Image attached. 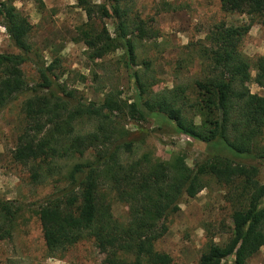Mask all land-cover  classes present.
Returning <instances> with one entry per match:
<instances>
[{"label": "trees", "instance_id": "obj_1", "mask_svg": "<svg viewBox=\"0 0 264 264\" xmlns=\"http://www.w3.org/2000/svg\"><path fill=\"white\" fill-rule=\"evenodd\" d=\"M75 1L85 15L79 33L86 48L92 50V59L123 49L125 66L130 69L137 65L131 37L134 32L144 34L142 19L129 20L130 11L121 6L123 0H105L101 4ZM222 9L260 17L264 26V0H222ZM96 18L113 19L115 37H111L105 24L96 29ZM0 25L20 51L0 54V109L23 93L31 94L22 105L25 127L12 151L14 160L28 166L31 179L40 181L52 176L56 158L82 157L88 148L98 149L91 162L73 165L68 185L39 207L37 217L50 253L89 239L112 263L170 264L171 258L156 251L154 244L166 233L164 221L179 210L182 196H195L205 188L207 179L231 188L245 169L237 160L264 154H255V142L264 132V94H251L247 89L249 63L238 51L250 25L228 28L220 24L208 35L214 44L207 56L211 76L196 83L194 101L189 106L185 96L179 99L183 89L151 92L152 84L146 83L148 77L140 71L132 73L135 99L130 104L111 93L102 104L85 102L75 90L66 89L51 65H38L39 81L28 87L19 67L31 61V25L7 0L0 1ZM254 68L255 82L264 90V55L256 60ZM179 101L190 108V119L183 114ZM194 110L201 114L199 124L194 121ZM114 111L117 117L112 116ZM126 112L133 122L144 121L150 114L163 115L175 123L177 133L210 145L215 151L224 149L231 156L210 154L194 168L188 167L182 156L171 162L144 156L141 162L123 167L117 161L118 150L129 151L132 142L114 143L117 140L112 138L119 130L111 118L128 117ZM84 119L96 120L95 131L72 138L74 123ZM243 191L240 198L247 204L231 215L230 239L221 246L210 244L198 264H222L230 257V264H248V259L264 247V184L255 190L245 185ZM112 199L129 206L128 223L113 217ZM12 206L13 203L0 202V231L2 226L15 223L19 208ZM159 220L162 223L157 232ZM126 256H134V261L126 262Z\"/></svg>", "mask_w": 264, "mask_h": 264}, {"label": "rangeland", "instance_id": "obj_2", "mask_svg": "<svg viewBox=\"0 0 264 264\" xmlns=\"http://www.w3.org/2000/svg\"><path fill=\"white\" fill-rule=\"evenodd\" d=\"M7 1L31 25V61L19 67L28 87H33L39 81L38 65H51L54 75L65 84L66 89L75 90V94L85 102L102 104L104 97L111 93L113 97L119 96L121 101L130 104L135 99L132 73L140 71L148 77L146 83L152 84L151 92L183 89L179 99L185 96L189 106L194 101L196 83L211 76V68H208L210 57L207 56L214 44L208 40V35L221 24L228 28L250 25L238 45V51L249 63L247 89L251 94H264V90L255 82L254 68L256 60L264 55L261 18L228 13L222 9V0H123L121 6L130 11L129 20L139 17L144 27L143 35L134 32L131 37L137 65L130 69L125 66L123 49L92 59V50L86 48L79 33L85 15L76 7L75 0ZM93 1L101 4L105 0ZM102 24H105L111 37H115L114 20L95 19L96 29ZM0 54H20L1 25ZM30 95V92L23 93L0 109V202L13 203L12 208H19L15 223L1 227L0 264H116L89 239L54 253L47 251L37 217L39 207L45 205L49 197L59 195L68 185V175L73 165L91 162L98 149L88 148L82 157L66 155L56 158L51 177L41 178L40 181L31 179L28 166L17 163L12 156L18 136L25 127L22 105ZM178 104L190 119V108L188 110L180 101ZM193 112L194 121L199 124L201 114L195 110ZM126 115L128 117L111 118L119 130L112 138L117 140L114 143L132 142L129 151L123 148L118 150L117 161L123 167L141 162L144 156L161 162H171L176 156H182L190 168L210 154L231 156L224 149L215 151L210 145L193 142L188 136L177 133L175 123L163 115L150 114L140 122H133L128 112ZM112 116L117 117V111ZM95 127L96 120H77L72 138L92 133ZM119 137H123L122 140ZM108 147L110 151L114 150L112 146ZM262 151L264 132L255 142V154L260 155ZM263 155L237 160L245 169L231 188L207 179L205 188L195 196L183 195L179 210L164 221L166 233L155 242V250L168 255L170 264H198L210 244H225L232 233L233 211L247 204L245 199L240 198L244 186L255 190L264 184ZM46 170L47 167H44ZM110 203L113 217L120 223H128L129 206L117 199H112ZM161 223V220L156 223L157 232ZM232 258L222 264H230ZM125 260L132 263L134 256H126ZM247 263L264 264V247Z\"/></svg>", "mask_w": 264, "mask_h": 264}, {"label": "crops", "instance_id": "obj_3", "mask_svg": "<svg viewBox=\"0 0 264 264\" xmlns=\"http://www.w3.org/2000/svg\"><path fill=\"white\" fill-rule=\"evenodd\" d=\"M82 25V24H81Z\"/></svg>", "mask_w": 264, "mask_h": 264}]
</instances>
